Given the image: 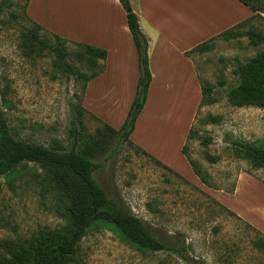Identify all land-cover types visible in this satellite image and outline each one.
Instances as JSON below:
<instances>
[{
	"label": "rangeland",
	"instance_id": "rangeland-1",
	"mask_svg": "<svg viewBox=\"0 0 264 264\" xmlns=\"http://www.w3.org/2000/svg\"><path fill=\"white\" fill-rule=\"evenodd\" d=\"M13 1L0 5V109L16 138L44 145L57 139L68 146L73 139V126L79 127L76 106H83L81 81L56 66L50 52L40 57L23 54L20 32L28 22L20 6L25 1ZM70 15L67 13L62 19L70 26H79V21ZM250 23L264 29V13ZM50 32L41 30L52 40ZM67 46L71 51L76 48L71 42ZM261 49L264 41L252 45L246 35L230 39L220 36L210 50L190 53L199 80L213 84L211 94L215 99L210 104L200 103L190 126L195 133L185 142L188 157L208 176L207 184L194 173L180 148V104L188 99L181 96L177 78L174 81L178 86L170 91L161 83L165 79H156L148 115L142 120L148 130L142 125L139 136L129 137L171 171L127 144L95 158L93 176L106 194L119 199L135 216L149 223L156 236L176 240L183 247L185 258L173 251L139 249L110 225L88 229L80 240L75 262L70 264H264V245L254 243L260 233L243 219L220 209L210 193L228 192L242 172L264 182V167L253 168L245 160L233 158L227 146L233 138L264 146V108L233 106L226 97L227 89L236 82L235 65ZM69 58L86 72L94 69L73 56ZM147 94L148 88L146 97ZM127 112L114 128L122 125ZM208 114L215 115L216 121L205 122ZM97 119L104 122L97 114L83 112L80 131L94 132L100 124ZM205 140L208 143L204 144ZM206 154L220 158L209 162ZM18 168L0 176V239L27 238L41 227L63 226L65 217L37 178ZM190 171L193 178L188 177ZM251 188L248 187L249 192ZM245 194L241 191L233 203L239 206ZM248 198L251 199L250 194Z\"/></svg>",
	"mask_w": 264,
	"mask_h": 264
},
{
	"label": "trees",
	"instance_id": "trees-1",
	"mask_svg": "<svg viewBox=\"0 0 264 264\" xmlns=\"http://www.w3.org/2000/svg\"><path fill=\"white\" fill-rule=\"evenodd\" d=\"M23 18L28 23L21 29V42L25 56H43L50 52L54 57V64L68 74H72L81 81L83 94L86 83L103 70V60L106 51L102 48L72 41L51 33L52 40L44 36V29L39 23L32 20L25 12L27 0H24ZM126 14V23L137 53L139 76L136 90L126 117L119 128L99 121V125L92 133L80 131L83 127L82 114L86 109L76 106V123L73 126V139L70 145L65 146L59 140L52 139L48 145L16 138L12 129L0 109V176L19 170L28 171L37 178L39 186L54 200L57 209L65 217V224L60 227H41L35 233L22 239H0V264H70L75 262L79 243L86 231L93 227L112 226L118 234L133 246L148 250L173 251L184 257L183 247L176 240L167 237H158L153 228L143 219L135 216L119 199L109 197L93 176L96 166L95 158L108 151L115 150L122 144L132 145L155 163L170 170L155 157L135 145L129 135L134 128L137 115L142 109L147 88L151 79L148 66V41L141 31L139 18L130 0H119ZM254 12L250 17L221 31L220 33L200 42L186 52H205L214 45L217 37L224 39L246 35L249 43L257 45L264 41V29L250 25L256 17L264 13V0H240ZM12 4L13 0H2ZM14 18L17 16L13 13ZM71 42L75 50L71 51L67 43ZM73 56L79 62L94 68L86 72L70 61ZM236 82L226 92L228 102L233 106H257L264 108V49L258 50L244 62L238 63L233 69ZM201 104L214 102L211 94L212 83H202ZM217 117L208 114L205 122H214ZM195 133L190 128L187 139ZM204 144L208 140L203 141ZM228 150L233 158L245 160L253 168L264 167V146L252 141L233 138L227 141ZM186 143L182 152L186 155L192 170L203 183L208 182L206 175L199 170L196 163L186 153ZM209 162H215L220 157L206 154ZM31 165H28V164ZM171 171V170H170ZM176 174V173H175ZM232 187L228 192H232ZM213 200V199H212ZM220 209L238 218L233 211L218 201ZM247 226L255 229L260 236L254 242L257 246L264 245V235L248 222Z\"/></svg>",
	"mask_w": 264,
	"mask_h": 264
},
{
	"label": "crops",
	"instance_id": "crops-1",
	"mask_svg": "<svg viewBox=\"0 0 264 264\" xmlns=\"http://www.w3.org/2000/svg\"><path fill=\"white\" fill-rule=\"evenodd\" d=\"M130 3L148 41L151 79L144 105L129 137L135 134L139 136L142 125L144 130H148L142 120L148 115L150 95L156 79L163 78L165 80L161 83L166 90L170 91L180 83L181 96L188 99L180 104L183 117L182 148L201 101L198 70L191 54L186 52L254 12L240 0H130ZM25 12L54 34L106 51L103 70L86 83L82 104L112 127L120 125L132 101L138 79L137 53L120 1L27 0ZM67 13L79 21V26H70L62 19ZM175 78L180 82L174 81ZM188 177L193 178L191 171ZM248 187H252L250 192ZM241 191L247 194L240 198L242 202L236 206L233 201ZM210 193L264 235V182L242 172L232 193L224 190ZM249 194L251 199L248 198ZM255 198V201H251Z\"/></svg>",
	"mask_w": 264,
	"mask_h": 264
},
{
	"label": "bare ground",
	"instance_id": "bare-ground-1",
	"mask_svg": "<svg viewBox=\"0 0 264 264\" xmlns=\"http://www.w3.org/2000/svg\"><path fill=\"white\" fill-rule=\"evenodd\" d=\"M158 135V134H157Z\"/></svg>",
	"mask_w": 264,
	"mask_h": 264
}]
</instances>
